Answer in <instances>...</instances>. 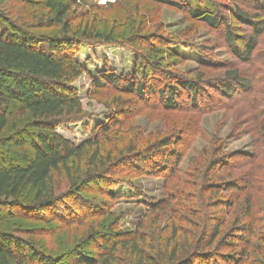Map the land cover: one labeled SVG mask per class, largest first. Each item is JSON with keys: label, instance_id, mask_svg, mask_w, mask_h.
I'll list each match as a JSON object with an SVG mask.
<instances>
[{"label": "trees", "instance_id": "16d2710c", "mask_svg": "<svg viewBox=\"0 0 264 264\" xmlns=\"http://www.w3.org/2000/svg\"><path fill=\"white\" fill-rule=\"evenodd\" d=\"M185 1L190 15L202 16L203 21L214 29L221 24L226 41L233 44L235 37L230 25L212 8L214 5L206 2L205 7L195 4L196 7L192 6L196 0ZM152 2L181 7L169 0ZM45 6L53 16L46 21L39 19V24L46 22L49 26H59L62 35L36 39V36L22 30L11 34L0 31V150L11 154L5 160L0 155V226L10 227L8 231L0 227V264H66L64 257L69 254L73 256L71 264H115L117 253L122 250L133 254L136 264H264V228L258 229L256 225L264 223V220L261 221L258 211L253 210L251 192L246 195L248 190L260 192V183H264V169L255 165V159L264 154L260 149L264 146V97H255L254 89L235 70L226 73L230 83L220 86L218 95L209 91L210 88L214 90V85L203 88L201 81L187 82L182 87L190 89V94L184 105L180 102L182 93L176 86H163L158 90L149 86L150 97L145 98L143 82L136 81L133 76L129 82L126 80V87L119 88L118 83L125 82L120 77L105 73L98 75L95 81L99 87L107 82L120 94L135 95L145 103L153 99L151 108L166 113L230 111L244 104L253 118L252 122L256 123L253 131L260 146L254 147V153L227 155L212 142L193 164L194 184L191 186L195 191H185L182 189L186 185L183 179H177L181 184L161 201H143L142 205L148 208L146 214L156 216L154 223L166 220L162 231H170L162 250L154 257L144 251L145 248L151 250L147 247L144 231H141L150 227L148 218L133 233L102 232L100 225L96 230L83 233L81 240L71 247H57L51 254L47 253V247L39 238L53 236L54 223L62 228L83 227L92 218L105 216L108 211L103 207L106 200L99 201L93 195L116 201L111 189L119 185L107 176L123 170L156 176L166 183L173 180L182 159L181 147L188 139H183L185 131L172 129L168 133L170 135L139 146L141 138L137 134L126 141L118 138V145L113 144L102 152L99 139L75 145L56 133L57 127L76 120L81 114V102L71 84L84 73V69L72 55L71 44L77 40H98L103 44L122 45L125 43L123 36L132 40L144 35L139 24H129L127 29L124 28L126 30H122L118 26H89L88 20L83 28L78 25L73 31L67 21L68 4L46 0ZM263 13L264 7L256 5L253 14L232 6L235 20L253 29L254 35L249 37L243 51H234L249 65L261 62V55L255 47L264 30V19L258 20ZM75 36H78L77 40L73 38ZM261 72L255 71L254 79L264 84V72ZM237 86L241 88L236 90ZM15 106L31 118V128L35 132L27 135L28 141L21 137L8 140L4 137L9 125V112ZM121 117L123 113L116 114L113 123L100 129V135L105 136L114 127L120 128ZM74 163V169L80 172L81 183L85 185L73 180ZM235 170L243 171L236 176L233 175ZM62 175L70 185L65 195L57 194L53 184V177ZM92 182H106V189L86 190L85 186ZM27 190L32 192V197L29 202H23ZM81 193L89 194L91 199L76 198ZM224 194L230 195L225 197ZM72 199L77 203L68 204L67 200ZM238 204V212L232 213ZM59 209L62 210L60 213ZM230 215L232 219L229 220ZM22 220L45 224L47 228L26 227ZM182 224L189 229H181ZM180 230L185 232L182 235L184 245L177 240ZM18 232L26 234L27 239L20 238ZM88 246L95 249V257L81 251Z\"/></svg>", "mask_w": 264, "mask_h": 264}, {"label": "rangeland", "instance_id": "374dc122", "mask_svg": "<svg viewBox=\"0 0 264 264\" xmlns=\"http://www.w3.org/2000/svg\"><path fill=\"white\" fill-rule=\"evenodd\" d=\"M54 1L64 2L70 6L67 21L72 25L73 31L78 25L83 28L85 21L88 20L89 26L91 24L106 25L107 27L118 26L122 30H126L129 24H139L142 28V35H144L132 40L123 36L121 38L125 43L122 45L103 44L98 40L79 42L78 36L73 37L77 41L71 44V53L75 55L77 62L84 69V73L71 84L81 102V114L76 120L57 127L56 133L75 145L99 139L102 152L120 142L118 141L120 137L126 141L131 136L140 134L139 146H145L146 143H154L166 136L172 129L185 131L183 139H188V142L181 147L182 159L177 166V175L173 180L166 183L162 178L156 176H142L132 172L126 173L123 170L121 173L115 171L116 174L106 178L116 181V184L119 185L116 188H110L116 201L111 202L106 197L93 195L99 201L106 200L103 207L108 211L104 217L92 218L83 227L62 228L60 224L54 223L53 236L40 237L39 240L47 247V253L51 254L57 250V247H71L74 242L81 240L83 233L96 230L97 226L103 227L102 232L113 230L133 233L138 225L144 223V220L148 218L150 227L141 231H144L147 247H151V250L145 248L144 251L150 257H154L157 252L162 250L164 240L170 231H162L166 220L163 222L158 220L157 223H154L156 216L146 214L148 208L142 205L143 201L147 203L161 201L169 192H174L176 185L181 184L177 182V179H183L182 182L186 184L182 189L195 191L191 186L192 183L194 184L193 164L201 152L207 149L212 142H215L222 149V153L227 155L254 153V147L260 146L253 131L256 123L252 122L253 118L248 113V107L244 104L230 111L220 110L199 114L166 113L151 108L153 99L152 103L150 100L145 103L135 95L120 94L107 82L103 81L104 85L99 87L95 80L100 74H114L125 81L118 83L119 88H124L126 80L129 82L133 76L136 81L143 82L145 98L150 97L149 86L155 90L163 86H176L182 93L180 102L184 105L187 103L186 97L190 94V89L184 90L182 87L187 82L201 81L203 88L214 85V90L210 88L209 91L213 95H218L217 89L220 86H226L229 82L226 73L235 70L247 85L254 89V96L263 98L264 84L255 81L254 73L257 70L264 72V30L257 38L256 50L254 49L261 55V62L249 65L241 59L242 57H237L234 51H243L249 37L254 35L253 29L251 26L235 20L232 6H238L241 11L253 14L255 5L264 7V0H196V3H192V6L199 5L200 7H205L206 2L214 5L212 8L225 17L226 22L230 25L231 33L235 37L232 45L226 41L225 31L221 24L214 29L203 21L202 16L190 15L187 10L188 3L185 0H169L180 4L179 8L157 4L152 0ZM45 4L46 0H0V31H7L11 34L22 30L36 36V39L62 35L59 26H49V23L46 24V22L39 24V19L46 21L48 17L53 16ZM263 19L264 13L259 15L258 20ZM125 27L126 29H124ZM240 88L237 86L236 90ZM118 113H123V117L119 121L122 126L112 128L102 137L100 129L113 123L114 117ZM8 120L9 125L4 133L7 140L21 137L28 141V134L35 132L31 128L30 116L25 112L22 113L19 106L10 110ZM260 149L264 153V146H261ZM0 155L4 156L3 160L11 156L2 150H0ZM255 165L257 167L261 165L264 169V154L255 159ZM74 168L75 163L72 165L73 180L85 185V183H81L80 172H76ZM258 168L257 172H259ZM242 171L235 170L233 175L238 176ZM53 184L57 194L65 195L66 192H69V180L64 175L53 177ZM260 187V192L248 190L246 195L251 192L253 210L258 211L262 221L264 220V183H260ZM85 188L94 191L99 188L103 190L106 189V182H92ZM229 195L224 194L225 197H229ZM31 197L32 192L25 191L23 202H29ZM78 197L91 199V196L85 193L76 196V198ZM205 197H207L206 194ZM67 203L74 204L77 201L72 199L67 200ZM239 208L240 205H236L232 209V213H237ZM228 219H232L231 215ZM22 221L26 227L47 228L45 224ZM256 225L258 229L264 228V223ZM0 227L6 231L10 229L5 225ZM181 229L187 231L189 227L182 224ZM184 233L182 230L178 232L179 239L177 240L180 245H184L182 240ZM17 235L22 239L28 237L20 232ZM81 251L90 256H96L92 246L81 249ZM64 259V263L71 264L73 256L69 254ZM136 263V258L128 251L122 250L117 253L115 264Z\"/></svg>", "mask_w": 264, "mask_h": 264}, {"label": "bare ground", "instance_id": "6f19581e", "mask_svg": "<svg viewBox=\"0 0 264 264\" xmlns=\"http://www.w3.org/2000/svg\"><path fill=\"white\" fill-rule=\"evenodd\" d=\"M101 1H104L105 2V1H110V0H101Z\"/></svg>", "mask_w": 264, "mask_h": 264}]
</instances>
